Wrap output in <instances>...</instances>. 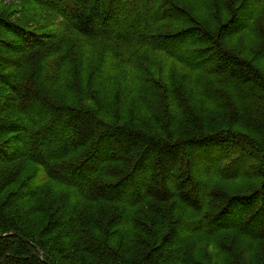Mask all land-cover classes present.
I'll list each match as a JSON object with an SVG mask.
<instances>
[{"label": "trees", "instance_id": "1", "mask_svg": "<svg viewBox=\"0 0 264 264\" xmlns=\"http://www.w3.org/2000/svg\"><path fill=\"white\" fill-rule=\"evenodd\" d=\"M33 1L75 36L106 41L131 73L115 82L84 65L55 78L65 93L53 89L47 33L0 2V264H176L203 232L229 235L214 242V264H264V0ZM155 56L187 75L168 78ZM226 96L243 116L225 111ZM235 151L234 168L217 174L210 155ZM39 179L70 189L72 208L51 212ZM35 214L49 217L40 234Z\"/></svg>", "mask_w": 264, "mask_h": 264}, {"label": "rangeland", "instance_id": "2", "mask_svg": "<svg viewBox=\"0 0 264 264\" xmlns=\"http://www.w3.org/2000/svg\"><path fill=\"white\" fill-rule=\"evenodd\" d=\"M184 1L187 2L188 0H184ZM0 2L3 4L11 3L13 6H16V4H18L19 6L21 5V7H23L22 8L23 11L18 13L17 16L18 17L27 16L28 20L34 22L35 29L39 28L42 32L47 33L46 37H44L45 40L44 42L47 43L53 51V56H54L53 61L55 63H50V64H55L56 67V69L53 70L54 78L51 81V83H54L53 89H57L59 87L65 93L68 84H66L65 82H62L60 84L58 81H56L55 78H57L59 75L64 76L66 71L68 70H70L69 72H72L73 68H75L79 72L82 67L84 68V65L86 71L89 73V76L93 73V70H97V69L101 70L102 68H104L105 72L111 74L114 77L115 82H119V80L120 81L125 80L128 76H130L131 67L124 59L116 56L111 50H109V46L106 41L101 39L91 40V39H85L79 36H75V34L72 31H70L69 26L67 24L63 25L64 23L63 18L58 13H55L52 9L44 5H41L40 3L33 0H0ZM262 14H263L262 17L260 15L257 22L259 26L261 24H264V10ZM239 17L240 18L238 19V22H243L245 20V17L243 15H240ZM174 21L175 19H171L169 21L162 23V25L163 27L167 28L169 26H172V24H174L172 22ZM239 40L240 42L243 43V36H241ZM240 42L239 44H242ZM144 52L146 51H139V55L144 57L143 59H147V55H145ZM139 55L137 56V58H140ZM151 61L156 63V65L158 66L164 67L165 72L168 73V78H171V76L178 75L179 74L178 72H180L179 80L184 79V77L187 75V71L184 70L179 71L181 69L180 67H182L180 63L171 62L170 59H165L163 56L152 57ZM204 62H208V61H204ZM177 68H179V70H177ZM70 77H71V73H70ZM173 81L175 82V79ZM178 84L181 83L178 82L177 85ZM191 95L192 92L189 91L187 93V96H191ZM232 99H227V96L224 97L223 102L225 103L227 101L231 104L225 109V111L231 113L234 109H236L238 116H243L242 115L244 114L243 110L238 108L234 104L232 105L233 101L235 100ZM132 103H134V101ZM226 115L228 114L226 113ZM249 127L250 126L248 124H244L240 128L244 130H248ZM56 136H57L56 133H52V135L49 137V141ZM238 154L239 153H237L236 151L234 153L225 152L222 155L219 154L220 158H218V154L210 155L212 158L215 159L216 167L214 168V170L217 171V174H220L221 176V174L231 171V169L234 168V165H230L231 159L233 162L235 158L240 157ZM222 156H224V159H222ZM227 159L228 161H225ZM236 161L237 159L234 162ZM252 162L255 163L256 160L254 159ZM251 171L252 168L248 167L246 169V172L242 176L245 178L251 175L252 173ZM41 172L42 169L39 166L31 167V173H34V176L40 174ZM37 182L46 185L45 190L43 192L38 191L39 195L40 194L44 195L43 197L45 198V201H47L48 199L50 200V203L48 201L45 203L49 206L51 202H55L54 204H52L54 206H50L48 208L50 209L51 212L55 211L56 207L58 206L60 207L68 206L72 208V191L70 189H67L66 187H62L61 189H59L58 185L53 180L50 179L48 180L44 179L43 181L39 179ZM23 183L24 184H22L21 187L22 191L26 190L27 189L26 187L30 185V184H26L27 181ZM252 183L253 182L250 179H247L245 183L238 184V186L233 184L232 190L233 191L243 190L246 188L248 184H252ZM215 184L216 185L221 184V188H228L225 186V184L222 185V183L218 181H216ZM108 205H110L109 207L111 208V204ZM175 205L176 203L173 201L172 206ZM100 206L103 207V204H101ZM129 206L131 205L125 204L123 206H120L121 211L124 210V212L127 211L129 212ZM53 208H55V210L52 211ZM137 212H138V207H135L130 214L132 219H134L136 215H138ZM185 213L186 210L175 211V214L176 215L179 214V216H185L184 215ZM188 215L190 217L193 216V214L190 212H188ZM27 220L30 221L32 224L31 225L32 227L30 229L31 233L40 234L44 226L48 223L49 217L42 216L41 214H35L29 216ZM133 221L134 220H132L130 225V228L132 230L135 229L134 227L135 224ZM125 232L126 230H122L121 232H119L120 234L118 235V239L122 238ZM228 239H229V235L225 233H218V232L196 233L192 236L191 239H189L187 242H185L182 245V247H184V253L182 257H180V259L175 260L177 262L176 264H201V262L205 260V258L207 260L209 259V261L211 260V264H214V258H213L214 250H215L214 242H221L223 244L228 245L227 244V241L229 242ZM44 241H47V239L45 238ZM259 251H260L259 254H261L260 259H263L264 243H260ZM259 254H255V255L258 256Z\"/></svg>", "mask_w": 264, "mask_h": 264}]
</instances>
